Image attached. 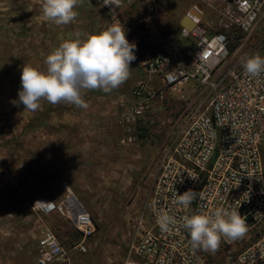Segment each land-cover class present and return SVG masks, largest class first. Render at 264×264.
<instances>
[{"label": "rangeland", "instance_id": "obj_1", "mask_svg": "<svg viewBox=\"0 0 264 264\" xmlns=\"http://www.w3.org/2000/svg\"><path fill=\"white\" fill-rule=\"evenodd\" d=\"M155 1L158 12L152 17L141 5L127 6L120 15L125 28L135 26L144 34L134 50L131 76L122 86L109 93L85 90L87 108L42 100L38 110L24 111L22 104L14 103L19 100L22 66L46 70V56L62 41L77 34L86 39L113 20L97 0H81L77 18L61 26L43 19L42 0H0V264H37L44 223L68 253L67 261L56 264H122L131 246L151 229V196L171 124L200 95L203 99L212 92L200 82L167 90L144 118L134 119L131 108L140 101L134 97L136 88L147 83L164 89L158 77L147 75L145 52L159 42L162 47L156 48L168 49L186 64L194 49V42L181 38L180 21L199 2ZM207 18L220 29L214 13L208 10ZM262 41L264 23L255 36V43ZM239 47L233 45L232 53ZM259 54L264 57V52ZM69 192L96 226L84 255L73 250L83 238L69 220L58 215L43 220L31 207L44 197L62 202ZM263 236L264 225L250 241ZM220 248L215 252L218 260L223 258Z\"/></svg>", "mask_w": 264, "mask_h": 264}, {"label": "built area", "instance_id": "obj_2", "mask_svg": "<svg viewBox=\"0 0 264 264\" xmlns=\"http://www.w3.org/2000/svg\"><path fill=\"white\" fill-rule=\"evenodd\" d=\"M97 1L119 22L127 6L141 5L150 17L158 12L155 0ZM197 1L200 5L186 15L195 28H181L180 33L182 39L194 42L190 60L184 64L166 48H149L142 65L150 78L162 81L164 89L141 84L134 92L140 101L131 113L134 119L144 118L151 103L164 98L165 91L191 82L210 85L212 92L203 99L200 95L171 124V139L159 154L151 196L152 227L131 246L122 264H264V236L250 241L264 225V74L247 76L241 62L242 57L264 52V41L255 43L264 23V0ZM207 9L218 17L219 30L208 24ZM125 29L131 43L138 45L144 39L135 26ZM238 43L240 47L232 53ZM189 190L194 199L187 208L173 203L176 192L182 195ZM31 207L43 220L53 215L69 220L83 238L73 250L80 255L88 252L85 242L95 234L96 226L75 195L69 192L62 202L40 198ZM233 208L244 216L248 231L242 238L222 241L223 258L193 249L181 218ZM162 213L177 221L170 231H162L157 224ZM67 256L57 234L44 223L36 251L38 264L67 261Z\"/></svg>", "mask_w": 264, "mask_h": 264}, {"label": "clouds", "instance_id": "obj_3", "mask_svg": "<svg viewBox=\"0 0 264 264\" xmlns=\"http://www.w3.org/2000/svg\"><path fill=\"white\" fill-rule=\"evenodd\" d=\"M81 0H42L43 19L57 26L68 25L78 16L76 8ZM136 44L131 43L126 29L119 21L86 39H66L45 58L46 70L31 64L22 66L19 100L24 111H36L41 101L52 105L65 103L87 108L85 90L109 93L122 86L131 76V64L136 60ZM244 72L252 78L264 74V57L259 53L242 57ZM193 179H196L192 177ZM193 191L174 194L173 203L187 208L193 201ZM176 219L162 213L157 224L162 231H170ZM181 226L187 230L193 249L215 253L223 240L242 238L248 231L247 222L235 208L217 209L213 213L184 215Z\"/></svg>", "mask_w": 264, "mask_h": 264}, {"label": "water", "instance_id": "obj_4", "mask_svg": "<svg viewBox=\"0 0 264 264\" xmlns=\"http://www.w3.org/2000/svg\"><path fill=\"white\" fill-rule=\"evenodd\" d=\"M180 25L182 28L192 31L195 28V24L189 18V16H184L180 21Z\"/></svg>", "mask_w": 264, "mask_h": 264}, {"label": "crops", "instance_id": "obj_5", "mask_svg": "<svg viewBox=\"0 0 264 264\" xmlns=\"http://www.w3.org/2000/svg\"><path fill=\"white\" fill-rule=\"evenodd\" d=\"M193 6H195V5H193ZM193 6H192V7H193ZM192 7H190V8L187 10L186 15H187V13L189 12V10H190ZM205 11L208 12V10H205ZM206 14H207V13H206ZM186 15H185V16H186ZM215 16H216V15H215ZM208 21H209V19L207 18V22H208ZM210 26H211V25H210ZM212 28H213V27H212ZM154 45H155L156 47H159V48L162 47L161 44H159V42H154ZM81 242H82V241H81ZM37 264H38V261H37ZM60 264H62V263H60Z\"/></svg>", "mask_w": 264, "mask_h": 264}, {"label": "trees", "instance_id": "obj_6", "mask_svg": "<svg viewBox=\"0 0 264 264\" xmlns=\"http://www.w3.org/2000/svg\"><path fill=\"white\" fill-rule=\"evenodd\" d=\"M233 48V47H232Z\"/></svg>", "mask_w": 264, "mask_h": 264}]
</instances>
